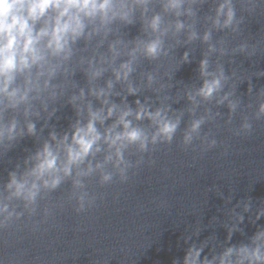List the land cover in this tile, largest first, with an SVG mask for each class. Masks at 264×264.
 <instances>
[{
    "label": "clouds",
    "instance_id": "obj_1",
    "mask_svg": "<svg viewBox=\"0 0 264 264\" xmlns=\"http://www.w3.org/2000/svg\"><path fill=\"white\" fill-rule=\"evenodd\" d=\"M209 2L0 0V158L25 136L42 141L35 152L23 160V166L17 163L8 173L7 182L0 185V231L25 214L29 218L36 215L39 202L67 181L71 182L67 199L76 202L77 213L83 212L97 199L87 190L88 178L98 176L102 186L111 184L116 177L126 182L129 170L143 163V154L156 145L173 142L185 110L174 111L163 101L153 108L149 98L144 102L136 99L132 107L127 97L137 96L143 87L151 88L156 82L151 72L145 74L146 84L137 85L133 81L141 59L159 60L168 56L175 45L197 40L207 45L199 62L202 83L186 91L191 105L186 109L190 119L183 129L181 144L187 148L200 140L209 149L217 146L215 138H210L209 133L202 136L201 131L206 123L214 122L221 114L211 107H206L199 115L197 110L202 103L226 104L229 109L226 122L230 124L242 101L233 98L234 90L225 91L231 77L225 74L223 65L211 68L212 54L228 53L223 38L213 42V32L227 30L239 34L244 17H237L236 4L251 14L264 0H211L215 6L210 13L198 16L200 8ZM138 20L143 35L125 40L121 29ZM201 20L206 25L203 33L197 30ZM182 35L185 36L183 41ZM110 36L115 38L109 40ZM167 39L174 40L175 44L166 46ZM81 41L85 46L78 48ZM106 42L107 51L103 52L101 49ZM248 48L247 43H241L232 51L248 52ZM89 51L90 55L84 54ZM181 61L190 62L188 51L183 53ZM76 68L84 72L86 88L70 79ZM108 72L110 78L102 85L98 83ZM117 84L124 86V94L116 91ZM69 86L78 88L67 100L76 119L69 125V131L61 134L53 127L44 139L41 133L58 111L53 105L65 96ZM248 91L252 92L251 86ZM259 94L264 96V88ZM114 96L121 97L120 103L112 99ZM90 98L99 101L100 106L96 107ZM41 119L44 125L38 132L36 122ZM254 119H264V101L259 103ZM109 120L112 122L107 124ZM145 120L149 122L147 125L141 123ZM252 129L249 117L244 116L235 134H251ZM132 155L138 156L135 162L129 158ZM15 202H20L21 210H17ZM250 207L249 198L244 202V210L249 211ZM50 214L51 209L45 207L43 215ZM261 217H264V207L256 214L257 220ZM237 219L243 222L244 217L237 216ZM238 230L235 225L229 228L228 239ZM189 239L191 237L185 242ZM206 244L192 243L182 261L176 259L173 264H264V227L255 232L250 243L224 247L211 258L202 256Z\"/></svg>",
    "mask_w": 264,
    "mask_h": 264
},
{
    "label": "water",
    "instance_id": "obj_2",
    "mask_svg": "<svg viewBox=\"0 0 264 264\" xmlns=\"http://www.w3.org/2000/svg\"><path fill=\"white\" fill-rule=\"evenodd\" d=\"M214 6L210 0L200 8L198 16L209 14ZM236 8L237 17H244L241 31L239 34L227 30L213 32V42L223 38L228 53L212 54L210 63L212 70L217 64L223 65L225 74L231 77L225 91H235L233 98L241 99V108L230 124L226 122L229 115L226 104L202 103L197 110L199 115L211 107L221 114L214 122L206 123L201 131L202 136L209 133L210 138H215L217 146L209 149L200 140L187 148L181 144L183 129L190 119L186 109L191 105L186 91L202 83L199 62L207 45L199 40L181 43L159 60L142 58L133 73V81L137 85L146 84L145 74L149 72L157 79L151 88L143 87L137 96H128V103L135 107L136 99L144 102L149 98L153 108L163 101L174 111L185 110L173 142L156 145L143 154V163L129 170L126 182L116 177L111 184L102 186L98 176L88 178L87 190L97 199L83 212L77 213L76 202L67 199L71 182H65L39 202L36 215L29 218L25 214L0 231V264H173L176 259L182 261L192 243L207 242L202 256L209 258L224 247L250 243L255 232L264 227V217L256 219L257 211L264 207V119H254L259 103L264 101V96L259 94L264 88V75H257L264 73V3L251 14L241 10L239 3ZM205 27L202 20L197 24L201 33ZM121 35L125 40L142 36L139 20L122 28ZM114 38L110 36L109 40ZM180 39L183 41L185 36ZM241 43L249 45L248 52H233ZM168 44L175 41L167 39ZM84 46L81 41L77 47ZM101 51H107V42ZM185 51L189 52V63L181 61ZM84 54L90 55V51ZM110 76V72L105 73L98 83L102 85ZM70 79L79 87H87V78L80 68H76ZM75 91L78 88L69 86L65 96L53 105L58 111L43 129L42 138L46 139L53 127L61 134L69 131L76 116L67 100ZM116 91L124 94V86L117 84ZM164 97L168 99L163 100ZM90 99L96 107L100 106L99 101ZM112 99L121 101V97ZM244 116L249 117L252 132L236 135ZM36 123L39 132L44 120ZM41 142L36 137L25 136L0 158V185L7 182L8 173L17 163L23 166V160ZM129 158L135 162L138 156ZM249 198L251 207L245 211L244 202ZM15 203L17 210H21L20 202ZM45 207L51 209L47 217L43 215ZM237 216H243V222ZM234 225L239 230L229 240V228ZM187 237L191 239L185 242Z\"/></svg>",
    "mask_w": 264,
    "mask_h": 264
}]
</instances>
